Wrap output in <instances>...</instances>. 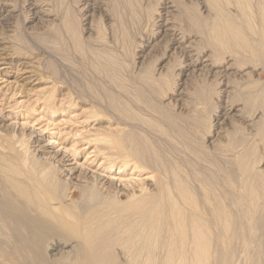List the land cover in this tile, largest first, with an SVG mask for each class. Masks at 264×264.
Listing matches in <instances>:
<instances>
[{
  "label": "bare ground",
  "instance_id": "6f19581e",
  "mask_svg": "<svg viewBox=\"0 0 264 264\" xmlns=\"http://www.w3.org/2000/svg\"><path fill=\"white\" fill-rule=\"evenodd\" d=\"M36 1L29 3L23 30L13 25L16 10L0 14V73L15 77L20 90L35 80L47 84L34 94L21 93L19 102V91L0 87V264H264V0H189L204 15L199 32H193L198 22L187 3L183 9L176 2L180 11L167 1L159 22L155 12H147L145 26L157 23L156 34L166 41L168 53L156 78L141 72L140 61L129 86L139 83L150 90L156 106L122 83L121 64L102 34L108 28L118 42V30L126 26L124 12L129 26L130 19L140 21L137 0L121 1L124 7L114 0L85 3L92 8L90 16L97 9L106 22L100 26L89 19L82 28L88 36L80 39L79 25L64 11L71 45L49 25L54 9L45 5L52 2ZM48 26L57 37L44 42L36 34ZM200 34L208 37L211 50L202 42L200 47ZM128 37L123 32L120 38ZM147 41L150 50L160 43ZM172 59L181 61L177 69L170 66L168 90L176 94L161 101L153 81ZM73 61L99 65L114 103L120 97L126 104V113L118 112L111 122V133L62 128L68 122L60 115L76 117L68 109L76 102L69 91L58 99L62 84L50 64L66 67ZM180 76L184 81L175 82ZM189 79L201 81V87L187 89ZM219 97L220 108L214 100ZM178 101L184 102L180 111L199 101L214 104L210 113L219 108L217 131L203 134L199 142L198 128L164 130L160 109ZM8 107L40 115L36 123L45 120L44 131L57 127L59 135L43 144V130L7 122ZM99 115L95 111L85 120ZM23 117L29 119L28 113ZM148 139L159 141L160 150ZM51 143L60 149L47 147ZM94 165L104 173L88 171Z\"/></svg>",
  "mask_w": 264,
  "mask_h": 264
},
{
  "label": "rangeland",
  "instance_id": "374dc122",
  "mask_svg": "<svg viewBox=\"0 0 264 264\" xmlns=\"http://www.w3.org/2000/svg\"><path fill=\"white\" fill-rule=\"evenodd\" d=\"M32 1H34V0H3V1L0 0V14H1V16L3 14L5 15L8 12L7 10H9V9L10 10L11 9L16 10L14 13H15V15L18 14L19 16L18 15L16 16V18H15L16 23H14L13 25L19 24L18 26H20V29L23 30V28H22L23 23L30 16V13L28 12L29 11L28 8L30 7V4ZM38 1L42 2V3L45 1V3L47 5L51 4L50 2H52L51 5H48V6L45 5V7H47V8L50 6L51 10L54 9L53 11H50V13L51 12L52 13L48 15L50 22H51V24H49V25L52 26V29H55L56 27H57V29H60L62 36L64 37V39L66 38L65 40H66L67 44H69V45H71V44L69 43L68 35H66L67 33L65 32V30L63 28V23H62L63 19L65 17V13L67 14L69 20L72 19V22L79 25V32H80L79 39L83 38V36L85 35L84 34L85 31H82V28L85 29L87 27V26L85 27V25H86V23H89V21H90L89 19L93 18L96 20V22L99 21V23L102 21L103 25L105 26L104 22H106V21L104 20V17L102 16V14H100L98 12V10L96 9V12L94 14L95 17L90 16L93 13L92 8H90V7L88 8L85 6V3L93 2V0H64L61 4H59L61 1L59 2L58 0H37L36 2H38ZM114 1L117 3L119 2L118 4H120V5L122 3L121 6H123L125 4V3L123 4V2H121V1H125V0H118V1L114 0ZM167 1H170V2L172 1L171 3H173V4H175L176 2L177 3L179 2L180 3V4L178 3L179 6L182 4L181 7L183 9H184L183 5H185L183 3H187V4L189 3V5H187V4L185 5L186 7H188L187 9L190 11V12L188 11V13L193 18H195V20L198 22L196 29L193 28L194 29L193 32H199V31L204 29V25L202 23V18H201V17H204V15L202 13H200L201 7H197V10H196V8H194V6H196L194 4L195 2H190L189 0H137V2L135 3L137 5V8L135 5V11L137 14L138 13L140 14V15H138L140 17L137 19L138 20L141 19V20L140 21L137 20V21L141 22V23L139 25L138 22L135 23L131 19H130V22H131L130 26L128 25L129 22L124 23V21H126V20L128 21L127 14L124 12V14H125L124 18H126V19L123 20L122 23L126 24V26L122 25L124 27V31H123V27H122V29L120 27V30H118V35L120 33L119 31H121L120 35L118 36V39H119L118 42H117V39H115V37H114V39L116 41L113 39V36L111 34L112 32H110V30H108V28H105L104 26H103L104 28L102 27L103 29H105L102 31L103 36L106 38L105 44L108 45V47H109L108 49L112 50V52L116 56L118 62L121 64L120 65V74L122 75L123 78H125V81L122 80V83L125 84L126 87L132 89L133 94H137V96L139 98L144 99L151 106H156L158 104L156 103V100L151 96V93H149L150 90L145 89L139 83H136L132 87H130L129 84H130V80L133 81L135 78V75H138L137 72H139V71L136 72L135 70H137V66L140 67V61L144 60V62H143L144 65L141 68V72L144 71L145 74L152 75L153 78H156L157 77L156 73H157L159 63L161 62V60H163V59H161L162 55L167 56L168 48H166V41L164 39H162V36H159V34L158 35L156 34L157 23L154 26L152 25L151 26L152 28L149 26L150 24L148 26L147 25L145 26V24H147L145 22V20L146 19L148 20V15L146 14L147 12H148V14L150 12H151V14H154L153 12H155L154 17L156 16V18H158L157 20L159 22V20L163 17V14L159 13V12H161L164 9V5ZM53 2H54V4H53ZM106 2H108V0H99L98 5L103 4V3L109 4V5L111 4V3H106ZM63 3H66L67 5L64 4V6L62 7ZM177 3L175 4L176 6H178ZM190 3H193V4L190 5ZM59 6H61L63 9ZM124 6H126V4ZM179 6H178V9L180 8ZM123 7H121V8L123 9ZM58 9H59V11H57ZM64 11H65V13L63 14ZM80 11H81V13H80ZM112 11L110 10V12H112ZM58 12H61L62 14L61 13L58 14ZM55 14H58V15H55ZM143 14L146 17L142 16ZM86 15H89V16L87 17ZM58 16L59 17L61 16V18H59ZM98 16L99 17L101 16V17L98 18ZM179 16H180V14L178 15V18H179ZM142 17H144V20ZM190 18L191 17L188 16V22L190 21ZM56 19H58V20L54 21ZM179 21L186 24L185 21H181V20H179ZM55 22H57L58 25ZM102 22L100 24L99 23L98 24L101 26ZM132 22H133V25H132ZM143 22H144V24H142ZM28 23H29V21H28ZM135 24L136 25L138 24L139 28H138V25H137V27H135L134 26ZM51 26L50 27L48 26L49 28L46 27L43 31H40V33L36 32V33H38V34H36V36L41 38V40H43L44 42L52 41L53 39H55L54 37H57V36H55V33L53 32L54 30L51 29ZM53 26H54V28H53ZM128 26L132 27V28H129ZM149 27L151 28V31L149 30L150 29ZM154 27H155V29H154ZM125 29L126 30L128 29L129 32H126ZM141 29H143V30L141 31ZM152 29H154V30H152ZM145 31H148V32H145ZM32 32L33 31H30V33H32ZM106 32H108V33L106 34ZM123 32L127 33V35L129 36L125 42L122 41V38H120L122 36ZM150 32H151V34H150ZM109 33H110V35H109ZM200 35L203 36L201 38L202 41H200V43L202 42V43L206 44V45L203 44L205 46L204 47V46H202V43H201L200 47L201 48L204 47L205 50H211L212 48H209V46L212 47L210 45L211 42L208 40L205 41V39H208V37L205 34H204L205 36L202 34H200ZM87 36L88 35L86 34L85 37H87ZM204 37H207V38H204ZM158 39L160 40V43L154 49L150 50L149 48H146V44L148 42L147 40H151V41L154 40V42L155 41L157 42ZM108 41L112 44H110ZM207 41H208V44L206 43ZM154 42L152 41V43H154ZM137 43H139V44H137ZM152 43L149 42V44H152ZM69 45H67V47H68L67 49H70ZM112 45H115V46L117 45L116 49H115V46H112ZM175 56L177 57L176 54H175ZM172 60H173V62L171 61L172 63H168L166 65V67L163 69V72H162V75H161L159 81H156V80L153 81L156 92L160 93L161 101H164V99L170 98L171 96H175V94H176L175 91L168 90V84L173 82V79L170 75L171 70L173 68H175V66L177 69L178 68L177 65H179V62H181V61H177L175 59H172ZM165 63L166 62H163V64H165ZM171 65L173 68L170 69ZM50 67L54 70L55 75L57 76L59 82L62 84V86L60 87L61 90L58 93V99H63L64 92L69 91V92H71L72 96L75 98V102H76L75 106L68 108L70 111H72L71 113L77 114L76 117H74L70 120V117H69L70 115H68V116H67V114L60 115V118H66V121L68 122V126H67V124H64L63 126L61 125L62 128L65 127L66 130H72V131L83 130L84 133L89 131L90 134H92L94 132L111 133V130H110L111 129L110 126L112 125L111 122L116 121L118 119V117H119L118 112L121 114L126 113L125 108H124V106L126 104L124 103V101L120 97H118V105H116L114 103L113 93L109 87H106L107 83L101 77V73H102L101 67L97 64H92L90 62H74V61L71 62V64L70 63L67 64L66 67H63L62 65L57 64V63H51ZM178 72L180 73L179 70H178ZM129 75H131L130 78H129ZM0 78H2V79H0V87L2 86V87H5L7 89L9 88V90L15 89V90L20 92V94L16 97L18 102L23 99L21 93L22 94H34L35 92L39 91V89H43L47 85L45 83H42V81L35 80L33 82V84L37 82L35 85H33V84L28 85L29 83H27V85L23 86L20 90V88H18L17 86H15L13 84L14 80H16L15 77H13L11 75H5L3 73H0ZM181 78L182 77L180 76V80L177 78L175 80V82L179 81V83H182L184 80H182ZM25 80H28V79H25ZM25 80L20 79L21 83L25 82ZM181 80H182V82H181ZM188 81H189L190 85L188 86L187 89H190L192 92L193 91L195 92L196 89H199V87H201V81L196 82V83H194L195 79H191V80L189 79ZM209 95H211V94H209ZM211 96H213V95H211ZM124 98L130 101L132 109L135 113L134 105H133L134 103L129 98H127L126 96H124ZM200 99H201V97H200ZM214 100L217 101L218 105H220L219 106V108H220L221 104H222L221 97L214 99ZM183 103H184L183 101H178V102L174 103L175 105H171L170 108L163 107L160 109L161 112L165 115V117H162L161 122H160V126L164 130L169 131V127H168L169 125L172 126L174 129L183 128V127H186L187 129H190L192 127L198 128V137L197 138H198L199 142H202L201 136H203V134L208 136L207 134H210L212 131L213 132L217 131V129H216L217 126H215L214 124L219 119L218 118L219 108H217L211 114L210 110L214 104L199 101L195 105H192L191 107H189L188 109H190V110H187V109H186V111L185 110H182V111L177 110V107H179ZM40 106L41 105L37 106L36 108L39 110ZM95 111L98 114H100L99 117L85 120L86 116L90 115L91 113H93ZM184 112H186V113H184ZM27 113H28L29 119H26L25 117H23ZM3 115L7 116L6 118H7L8 123L9 122L17 123V125H20V126L24 125L28 128L34 127V129H36V130H43V134H44L43 135V138H44L43 144L47 143L49 139L52 140L53 139L52 135H55V134L59 135L57 133L59 131V128H57V127H55V128L50 127L49 129H47V131H44L43 124L46 123V121L44 120L43 121L44 123L43 122L42 123H36V120L40 117V115H33V113L31 111H28V109H26V108H24V109L18 108L14 111L12 109V107H8L4 110ZM43 115L45 116V119H48V120L50 119V117L47 114L43 113ZM77 120H79V121L77 122ZM208 121L211 122V124H208L209 126H207ZM55 123H57V122L55 121ZM212 124H213V127H212ZM83 126L86 129H83ZM192 138H194V137H192ZM203 138L206 139L207 137L204 136ZM148 145L150 147H153L155 149L160 150L158 148L160 146V142L157 140L148 139ZM47 147H49L53 151L60 149V145L57 143H51ZM166 148H167V146H166ZM91 149H92V147L87 149V151L84 154H88V152ZM168 149H170V148H168ZM87 168H88V171H90V172L93 171V169L97 170V173L102 172V171L98 170L97 165L88 166ZM102 173H104V172H102ZM105 175L108 176L107 174H105ZM144 175L145 174H143L142 176H144Z\"/></svg>",
  "mask_w": 264,
  "mask_h": 264
}]
</instances>
